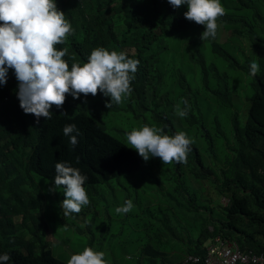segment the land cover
Wrapping results in <instances>:
<instances>
[{
	"label": "trees",
	"instance_id": "trees-1",
	"mask_svg": "<svg viewBox=\"0 0 264 264\" xmlns=\"http://www.w3.org/2000/svg\"><path fill=\"white\" fill-rule=\"evenodd\" d=\"M56 3L75 30L65 44L56 46L68 48L64 59L69 68L73 62L86 63L98 47L124 51L140 63L131 82V96L123 103H112L108 108L106 103L111 98L102 92L79 99L68 95L62 109L53 107L50 120L41 117L39 121L20 107L18 81L9 69L7 83L0 84V255L10 254L8 264H67L66 256L59 257L44 239L52 231L45 218L49 202L44 181L54 183L55 164L68 162L78 167L88 176L85 187L135 174L145 161L105 127L103 115L128 113L140 125L163 126L165 133L174 135L179 130L170 112L177 104L186 107L185 100L190 123L192 111L206 109L203 127L208 161L214 166H208L198 146L191 145L196 151L187 164L173 166L174 177L185 181L183 172L192 166L195 179L208 180L210 199L202 203L186 195L194 204L190 213L204 214L192 219L194 225L187 224L188 220L161 219L157 206H153L151 216L160 219L150 227L153 235H134L137 240L125 249L129 247L135 257L124 264H183L186 254H204L205 244L217 236L236 241L243 250L264 252V55L256 60L259 73L251 76L252 58L241 60L221 43L238 36L264 49V0H221L226 14L218 20L217 37L206 41L200 38L204 26L184 17L187 5L173 8L168 0ZM206 54L216 59L208 60ZM192 63L203 75L200 99L186 87L190 72L180 79L181 71L191 69ZM223 68L241 71L253 79L254 93L248 99L249 115L244 125L233 109L237 95ZM161 88H166V94ZM157 91L166 97L160 103ZM70 123H75L81 133L75 148L70 147V137L63 134L64 126ZM217 195L221 202L216 205ZM223 197L228 201H222ZM194 226H198L196 230ZM19 230L26 235L21 236ZM174 236L176 245L162 248ZM97 240L92 235L89 247L94 248ZM113 258L105 256L109 264H121Z\"/></svg>",
	"mask_w": 264,
	"mask_h": 264
},
{
	"label": "clouds",
	"instance_id": "clouds-1",
	"mask_svg": "<svg viewBox=\"0 0 264 264\" xmlns=\"http://www.w3.org/2000/svg\"><path fill=\"white\" fill-rule=\"evenodd\" d=\"M168 3L177 9L187 5L184 17L204 26L200 37L203 41L217 37L218 20L226 14L221 0H168ZM74 31L56 0H0V84L7 83L9 69L13 70L18 81L20 107L25 114L34 115L37 121L41 117L50 120L53 107L62 109L68 95L79 99L81 95L96 96L102 92L111 98L106 103L108 108L112 103L121 104L131 96V82L140 61L129 58L124 51L98 47L92 50L86 63L73 62L69 68L64 59L68 48L58 49L56 46L65 44ZM259 71V64L252 61L250 75L256 76ZM183 103L184 108L179 104L175 106V112L181 118L188 114L187 101ZM63 134L70 137V147L75 148L81 134L77 125H65ZM194 142L184 131L169 135L163 126L156 125L145 124L126 134V146L136 150L145 162L158 157L163 164L173 161L187 164ZM87 180L88 176L78 167L68 162L55 164L54 186L47 191L54 193L63 188L65 198L60 206L64 216L78 214L90 204L84 186ZM224 201L228 199L224 198ZM133 208V201L129 199L116 207L115 212L124 215ZM211 241L205 244V253ZM189 254L197 253H188L185 257ZM105 256L103 251L85 247L73 254L67 264H109ZM10 259V254L4 253L0 255V264H8Z\"/></svg>",
	"mask_w": 264,
	"mask_h": 264
},
{
	"label": "rangeland",
	"instance_id": "rangeland-1",
	"mask_svg": "<svg viewBox=\"0 0 264 264\" xmlns=\"http://www.w3.org/2000/svg\"><path fill=\"white\" fill-rule=\"evenodd\" d=\"M221 38L225 40L226 34L223 33ZM221 43L231 52L235 51L234 54L241 60L252 58V61H256L260 55H264V49L252 44L247 38L234 36L231 41ZM207 49H210L209 45ZM206 58L210 60L214 56L206 54ZM219 62L221 63V61ZM192 64L189 65L191 69L184 68L181 71L180 79L190 72L188 76L190 84H187L186 87H191L194 95L196 92V97L200 99L203 95V75H201L199 67L194 63ZM223 70L224 72L227 71L231 77V90L237 95L233 109L238 111L241 124L244 125L249 115L250 104L248 99L254 93L252 88L253 79L241 71H230L227 68H223ZM163 74L166 76V73ZM157 77L156 75L155 82L158 81ZM154 84L153 82L152 85ZM161 91L166 94V88H161ZM157 98L160 103L166 97L157 91ZM205 112L206 109L204 108L201 111H192L191 118L193 122L190 123L186 117L181 118L176 114L175 110H171L170 119L179 131L186 132L195 141L192 145L198 146L203 160L208 162L206 164L214 166L213 163L208 161L210 153L209 148L206 147L207 134L204 133L203 127L204 119L206 118V116L203 118ZM103 118L105 127L125 142L127 133L134 128L143 126L138 124L136 119L131 118L130 114L124 112L112 114L111 116L109 113H105ZM205 123L208 126V121H205ZM194 151L196 150L192 149L188 154V160L193 156ZM174 165L181 166L185 164L176 163L175 161L171 164H163L158 157H152L147 162H144L141 169L135 174L118 176L108 180L103 179L98 183L85 187L90 204L83 207L80 213L66 216L69 221L66 220L60 206L61 201L65 198L63 188L56 190L54 193L49 192L47 189L53 187L54 183L45 180L44 190L49 202L47 209L49 213L45 211V218L52 228V231L47 232L44 236V239L46 238L49 242L48 247L57 252L59 257L66 256L65 260L68 262L73 254L83 251L85 247H89L90 243L88 240L94 235L98 239L96 244L93 245L95 250L103 251L111 258L117 257L119 262L124 264L135 257V253L129 251V247L125 249L128 243L137 240L134 235H138V232L153 235V230L150 227L160 220L151 216L150 209L153 206H157L156 211L161 214V219L171 217L170 219H175L176 221L188 220V222L186 221L187 224L191 222L194 225L192 219L204 214L196 211L190 213V208L194 204L186 199V195L206 203L207 200L205 199H210L209 194L212 191L208 190L209 183L207 179L202 182L193 177L191 174L193 171L192 166L183 172L186 173L185 181L175 178L173 173ZM51 193L53 196H51ZM129 199L133 201L134 208L127 214H117L115 208L122 206ZM222 201H224V197ZM219 202H221V197L217 195L215 198L216 205ZM72 223L77 224L78 227H74ZM198 226H200V223ZM197 227H195V230ZM19 234L21 236L26 235L22 230H19ZM176 243L177 237L174 236L168 242H164L162 248L175 246Z\"/></svg>",
	"mask_w": 264,
	"mask_h": 264
},
{
	"label": "built area",
	"instance_id": "built-area-1",
	"mask_svg": "<svg viewBox=\"0 0 264 264\" xmlns=\"http://www.w3.org/2000/svg\"><path fill=\"white\" fill-rule=\"evenodd\" d=\"M183 264H264V252L243 250L236 241L217 236L207 245L205 255L189 254Z\"/></svg>",
	"mask_w": 264,
	"mask_h": 264
}]
</instances>
